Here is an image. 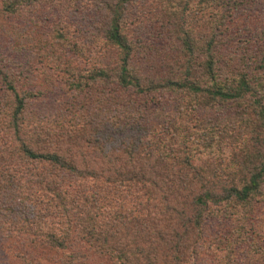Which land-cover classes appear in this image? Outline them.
<instances>
[{"label": "trees", "instance_id": "1", "mask_svg": "<svg viewBox=\"0 0 264 264\" xmlns=\"http://www.w3.org/2000/svg\"><path fill=\"white\" fill-rule=\"evenodd\" d=\"M138 1L0 0L13 30L42 28L40 62L77 96L76 115L43 125L0 67V264L88 262L79 245L112 264H188L215 215L264 242V25L237 14L252 0ZM148 14L166 33L159 70L128 35ZM243 241H226L225 264Z\"/></svg>", "mask_w": 264, "mask_h": 264}, {"label": "rangeland", "instance_id": "2", "mask_svg": "<svg viewBox=\"0 0 264 264\" xmlns=\"http://www.w3.org/2000/svg\"><path fill=\"white\" fill-rule=\"evenodd\" d=\"M189 1L192 4L195 2V0ZM138 2L146 1L142 0ZM146 4L142 8L143 13L148 12L144 9ZM82 8L80 11H74L77 12L74 16V19L77 21L80 18L87 20L90 16L91 9L89 5H83ZM71 10H75V8L73 7ZM237 14L252 27H261L264 25V0L243 2V4L238 6ZM157 18V14L153 16L148 14L144 24H140L138 21L131 22L128 35L134 40L142 39L148 42L150 46L156 48L153 54L155 58L153 67L156 66L159 70L160 68H158L157 64L159 65V62H164V56L167 57L170 54L165 52L164 43L166 40L164 39V34L166 33L160 22L156 21ZM17 23L18 25L13 30L15 21L12 20V22H9V25L8 22H4V19L0 17V40H4L5 42L4 44H0V47H3L0 48V58L4 60H0V67L10 75V79L13 82H16L17 90H25L31 93L32 100H30V106L28 107L30 119L43 121V117L48 115L53 116L55 113H62L63 111H66L65 114L70 116L76 115L73 114V107L77 96L64 85L62 81L64 71L52 69L50 65L53 64L51 62L44 64L39 60L40 56L45 54L44 44L40 41L41 34L43 33L42 28L30 25V22L26 19L23 20V23L22 21ZM14 34L16 35L14 36ZM69 57L72 59L77 58V56ZM77 61L80 62L81 69H83L85 62H82L78 58ZM4 95L5 93L0 86V111L7 109L10 105L5 100ZM43 123L45 122H41V124ZM47 124L49 127L54 126L51 120ZM259 211H262L260 215L263 216V209H259ZM248 223L244 225V223L235 222L234 220H228L225 217L216 215L205 220L201 227L202 233L199 234L201 250L198 253L197 259H190L188 264H225L224 258L226 252L228 253V249L225 250L226 241L232 240L234 243V239L241 240L242 238H245V241L241 242L239 246H236L235 249L232 246L234 252L230 260L233 261L231 263L253 264L250 258H256L257 262H261L264 257V242H255L257 236H254L247 229L250 225L249 221ZM17 242V245L19 244L20 246V241L17 240ZM86 249L85 245H79V251L88 256V262L76 264H112L111 261L102 257L94 259L93 255L87 252ZM38 251L39 249L34 250V253H39ZM34 259L38 260L39 258Z\"/></svg>", "mask_w": 264, "mask_h": 264}]
</instances>
